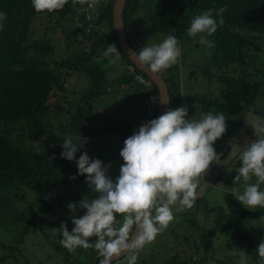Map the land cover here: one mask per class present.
<instances>
[{"label":"trees","instance_id":"1","mask_svg":"<svg viewBox=\"0 0 264 264\" xmlns=\"http://www.w3.org/2000/svg\"><path fill=\"white\" fill-rule=\"evenodd\" d=\"M112 2L113 0H99L93 20L88 21L85 12H79L88 5L87 3L77 4L73 8L72 0H68L62 10L37 13L31 0H0V12L6 13L7 16L6 20L0 22L3 24L0 28V185L21 184L35 192L36 209L31 211L29 216L32 221L39 217L41 220L47 211L50 212L58 199L54 197L55 193H59L61 197L67 194L63 183L64 177L75 160L61 158L64 141L60 137L50 145L40 142L39 150H35L32 145L25 144L27 134H32L36 139L38 134L35 131L46 126L57 111L66 107L71 110L75 106L74 117H70V120L72 129L81 132L79 141L75 142L77 144L83 142L84 145L76 153V159H79L84 153L86 140L103 131L100 127L87 128L85 122L97 119L93 102L89 103L90 96H101L103 93L98 89L108 83L103 65L109 62L110 57H103L102 53L109 44H115L120 51L113 27ZM224 5H227V11L223 14L224 24L212 35L214 47L210 48V57L204 55L201 64H191L208 80L213 81L215 78L218 81L221 90L219 96L192 94L194 91L190 84L182 85L179 69L174 68L173 74L162 76L170 95V109H176L186 101L197 106L202 115L208 112L214 114L222 112L227 117L243 107L252 106L257 98L264 104V0H126L123 10L126 28L133 24V17L138 9L143 8L145 34L172 31L174 36L185 34L194 16ZM41 16L54 22L52 25L48 23L44 27L45 31L49 29L55 31L70 18L79 16L78 19L83 25L78 30L75 29L74 39L83 36L89 43L85 47L81 46L78 53H72L52 65L49 56L54 46L44 37L40 35L36 37L37 30L33 26L35 19ZM216 19L218 21L219 17ZM89 24L91 27L85 31L82 27ZM74 39L69 40L73 42ZM84 49L89 51L85 52ZM120 60L124 69L118 77V82L114 83L118 87L125 86L122 89L124 90L138 83L125 67L133 63L121 51ZM134 68L136 73L149 79L137 67ZM73 71L85 73L91 87L88 85L87 91L79 89L74 100L67 103L68 106L64 107L62 102L63 105L53 107L51 96L55 95V90H59V97L66 96L63 91L70 86L68 79ZM66 76L68 79H63ZM108 88L111 90L107 85L105 92L109 93ZM145 89L147 92L145 104L146 99L149 101L151 96L154 98V103L150 104L154 119L159 103L158 89L153 82ZM119 107L125 109L126 105ZM148 108L149 104H146V108L142 107L141 114H145ZM251 113L264 120V106L251 110ZM130 117L127 119L125 114L117 118L106 117L102 121L105 125L104 130L109 127L111 132L126 135L135 128L134 117L133 115ZM138 118L135 119L136 123L144 124L143 120L140 121ZM60 188L63 190L62 194L58 192ZM263 214L264 208L253 211L240 208L229 215L226 222L235 231L236 236L251 242L250 238L238 230L237 222L241 218ZM32 221L29 223H33ZM223 227V216L219 213L215 218V225L202 236L203 242L195 243L202 250L199 261H193L191 257L182 259L179 253L175 252L162 264H213L207 260L209 250L206 243L208 239L221 233ZM225 255L228 254L213 257L214 264H229L230 258ZM65 258L69 259V256L66 255ZM100 259L97 253L91 264H98ZM254 260L258 264V255Z\"/></svg>","mask_w":264,"mask_h":264},{"label":"rangeland","instance_id":"2","mask_svg":"<svg viewBox=\"0 0 264 264\" xmlns=\"http://www.w3.org/2000/svg\"><path fill=\"white\" fill-rule=\"evenodd\" d=\"M96 9L95 5L88 10V14L93 16ZM144 13L145 10L139 8L135 13L133 26L126 28L128 40L137 51L147 43H160L168 35H175L172 31L145 34L146 21ZM78 17L70 18L62 26H58L55 31L53 29L45 31L44 28L48 23L54 24L53 21L44 16L35 19L33 26L37 30L36 37L40 35L49 40L54 46V50L49 56L52 65L55 61L63 60L72 53H78L81 51V46L85 47L89 43L83 36L74 39L75 29L78 30L83 25ZM175 37L178 39L182 55L177 64L160 74L167 77V75L173 74L174 68H178L180 83L182 85L184 83L185 86L189 83L194 91L192 94L219 96L221 90L218 81L215 78L213 81L208 80L192 66L193 64H201L204 61V55L209 58L211 55L210 48L200 45L198 38L194 41L192 37L187 35V32ZM70 38H73L74 41H70ZM208 39L212 41V36ZM83 51L88 52L89 50L84 49ZM111 58L113 57H110V60ZM110 60L103 65L108 83L98 89L103 94L99 97L92 95L89 98V103L93 102L92 105L94 113L97 114V119L85 122L87 128L100 127L103 131L86 140L84 152L87 151L90 159H100L105 166L111 162L112 167L109 169L108 174L115 181L119 175L120 166L123 164L120 151L124 147V141L133 135L135 131H138L139 124L133 119L134 131L123 135L111 132L109 127L104 130L105 125L102 121L106 117L117 118L124 114L127 119H130V115L127 117L128 112L136 114L135 108L139 110H142V107L146 108L145 98L147 92L143 85L139 83L128 86L124 90L122 89L125 86L118 87L114 82H118L117 78L123 71L122 69V71L119 70L122 67L121 60L119 59L116 63H111ZM110 65L114 69L110 68ZM69 77V79L68 76L63 77V79H68V85L71 88L68 86L63 91L66 96L59 97V90L54 91L55 95L51 96L53 107L63 105V103L64 107L68 106L67 103L74 100L79 89L87 91L91 87L90 82L88 83L87 80L88 76L82 71H73ZM107 85L111 88V90L108 88L109 93L105 92ZM261 102L263 101L257 98L252 106L243 107L238 112L226 117L227 130L214 144L218 153L217 158L210 166L207 174L198 178L197 199L193 207L190 209L184 208L180 211L174 209V220L167 229L157 235L151 244L146 245L140 251L137 263L162 264L175 252L179 253L182 259L191 257L193 261H199L202 250L196 244L203 242L202 236L215 225V218L221 213L223 216V231L214 238L208 239L206 243L207 250H209L207 260L212 261L214 264L213 257L227 253L228 255L225 256L230 258L229 264H239L240 251L243 250L248 254L247 264H257L254 260L257 256L255 248L264 239V214L262 216L241 218L237 222L238 230L250 238L251 242L247 241L246 238L236 236L235 231L226 221L229 215L240 208L250 210L232 196L233 191L237 188L241 192L243 191V182L234 185L233 180L237 175L236 168L241 166L240 153L247 143L255 139V137H251V135H254V130L250 125L257 122V117L251 113V110L262 108L264 104ZM124 104L126 105L125 109L119 107ZM181 104L182 107L186 106L188 108L187 118L199 120L202 117V112L199 113L198 107L194 104L186 101ZM75 108L74 106L70 110L69 107H66L61 111H57L46 126L35 131L38 134L36 139L32 137V134H27L25 144L32 145L35 150H39L38 145L40 142L44 145H50L57 137L62 140L71 137L74 143L78 142L81 132L72 129L70 120V117H74ZM46 129L49 130L46 131ZM65 174L63 183L65 189H67V194L61 197L59 193H55L54 197L56 199L58 197L57 201L50 212L47 211L41 220L40 217L34 221L29 218L31 211L36 209L35 192L33 190L21 184L14 186L0 185V264H91V260L97 255L96 250L94 248L78 247L75 251H68L59 242L60 237L57 234V228L66 223L69 231H71L74 225L70 219L68 205L70 203L78 204L85 197L89 200L95 199L98 194L92 192L86 183V176L79 174L76 162ZM73 176L76 177L75 180L72 179ZM261 190H264V184L261 185ZM62 191L60 188L58 192L62 194ZM255 209H259V207L250 211ZM84 211L77 208V217L82 216ZM117 219H120L119 215H117ZM31 221L33 223H29ZM185 236L189 238H185ZM94 239L92 238L90 243L94 242ZM66 255L69 256V259L65 258Z\"/></svg>","mask_w":264,"mask_h":264},{"label":"clouds","instance_id":"3","mask_svg":"<svg viewBox=\"0 0 264 264\" xmlns=\"http://www.w3.org/2000/svg\"><path fill=\"white\" fill-rule=\"evenodd\" d=\"M31 2L37 13H51L62 10L68 0ZM85 3L88 5L81 11L85 12L88 21H92L93 16L88 14V10L99 0H72V7ZM226 11L227 5H224L194 16L187 35L194 41L198 38L202 46L214 47L208 37L223 26ZM216 17H219L218 21ZM6 19V13L0 12V22ZM90 27L89 24L82 28L87 31ZM181 55L178 39L168 35L162 42L147 43L136 51L135 61L151 73H161L177 64ZM102 56L113 57L110 62L116 63L120 59V51L115 44H109ZM130 66L135 67L134 64L125 65L128 70ZM131 74L137 82L135 74L140 73ZM187 117L188 108L180 104L178 108L168 109L142 124L124 141L120 151L123 164L115 181L108 174L111 162L105 166L100 159H90L87 151L77 160L76 153L84 146L83 142L74 143L71 137L63 139L61 158L75 160L79 174L86 176V183L92 192L98 194L95 199L85 197L78 204L68 205L74 228L69 231L66 223L57 228L59 242L64 248L70 252L78 247L94 248L101 257L99 264H137L140 251L174 220L173 210L193 207L197 199L198 178L207 174L217 158L214 144L225 134L227 118L222 112H208L199 120ZM250 126L255 139L247 143L240 153L241 166L236 168L237 175L233 180L234 185L243 182V191L237 188L232 196L251 210L264 208V190H261L264 184V120L257 118V122ZM77 208L85 210L82 216L77 217ZM92 238H95L94 242L90 243ZM256 254L258 264H264V239L258 244ZM247 256L241 250L239 264H247Z\"/></svg>","mask_w":264,"mask_h":264},{"label":"water","instance_id":"4","mask_svg":"<svg viewBox=\"0 0 264 264\" xmlns=\"http://www.w3.org/2000/svg\"><path fill=\"white\" fill-rule=\"evenodd\" d=\"M126 0H113L112 4V17H113V27L116 37L118 38L119 49L120 51L127 56V58L141 70L157 87L158 89V109L156 117L164 114L171 107L170 95L166 85L165 80L163 79L160 73H151L145 67L139 65L135 60V52L137 51L129 42L126 35V29L123 22V10L125 7ZM99 264V262H98Z\"/></svg>","mask_w":264,"mask_h":264},{"label":"built area","instance_id":"5","mask_svg":"<svg viewBox=\"0 0 264 264\" xmlns=\"http://www.w3.org/2000/svg\"><path fill=\"white\" fill-rule=\"evenodd\" d=\"M129 70L131 73L135 72L133 66H130ZM137 77H139V79H137ZM135 79L138 83L144 85L145 87H148L151 84V81L149 79H147L146 77H144L140 74H135ZM153 103H154V98L151 96L149 98V101H148L149 108L147 109V112H146L145 116L143 117L144 123H147L148 121L153 119L154 112H153V108L150 106V104H153Z\"/></svg>","mask_w":264,"mask_h":264},{"label":"crops","instance_id":"6","mask_svg":"<svg viewBox=\"0 0 264 264\" xmlns=\"http://www.w3.org/2000/svg\"><path fill=\"white\" fill-rule=\"evenodd\" d=\"M122 61V60H121ZM121 64V63H120ZM110 68H112V66H110ZM112 69H114V68H112ZM121 69V68H120ZM121 75V74H120ZM117 79H119V78H117ZM138 96H139V94H138ZM136 109V114H133V113H129L128 115H133V117H134V119H136L137 117H139L138 119L141 121L142 119H143V116H144V113L143 114H141L142 113V110H139L138 108H135ZM141 125L139 124V127H140ZM138 127V128H139ZM139 130V129H138Z\"/></svg>","mask_w":264,"mask_h":264}]
</instances>
